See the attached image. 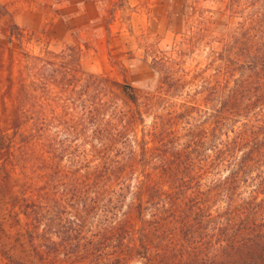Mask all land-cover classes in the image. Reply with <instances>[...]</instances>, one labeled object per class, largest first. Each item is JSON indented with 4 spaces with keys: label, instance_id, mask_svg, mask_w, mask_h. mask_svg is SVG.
<instances>
[{
    "label": "trees",
    "instance_id": "trees-1",
    "mask_svg": "<svg viewBox=\"0 0 264 264\" xmlns=\"http://www.w3.org/2000/svg\"><path fill=\"white\" fill-rule=\"evenodd\" d=\"M235 1L227 4L231 14ZM188 8L194 14L196 0ZM253 22L264 27V18ZM256 47L242 50L245 60L221 52L208 80L182 58H157L158 88L144 98L126 82L84 74L77 58L22 52L15 61L10 49L6 60L0 53L1 123L33 132L22 136L17 155H33L42 180L44 203L20 204L39 257L49 264H264V45ZM40 96L61 103L62 114L52 108L61 139L37 129ZM33 142L46 148L48 168ZM12 157L1 139L0 162Z\"/></svg>",
    "mask_w": 264,
    "mask_h": 264
},
{
    "label": "rangeland",
    "instance_id": "rangeland-1",
    "mask_svg": "<svg viewBox=\"0 0 264 264\" xmlns=\"http://www.w3.org/2000/svg\"><path fill=\"white\" fill-rule=\"evenodd\" d=\"M33 1L0 0V53L4 60L8 59L7 49L12 51L15 61L22 58V52L54 61L77 58L84 74L126 82L143 98L151 96L158 88V75L152 64L157 58H182L186 70L202 73V78L208 80L209 64L213 58L220 57L221 52H226L229 58L245 60L249 56L242 52L245 47L252 52L256 46L264 45L262 22H253L264 18L262 0H249L250 3L236 0L238 9L234 14L228 12L229 0H196L194 14L188 8L192 0H99V21L87 25L71 9L59 12L50 7L43 9L47 15L42 13L44 19H49L50 27L37 32L32 30L33 16L26 13ZM49 1L60 3V0ZM58 16L65 19L64 29L53 25L52 20ZM10 33L13 37L9 44ZM239 48L241 53L233 55L234 49ZM79 91L77 87L74 95L78 111L82 105ZM42 99L40 96L37 100V129L49 130L61 139L63 134L54 127L56 118L52 114V108L62 114L61 103L56 104L51 98L46 103L45 98ZM1 118L0 110V141L2 139L16 157L0 162V264H49L51 261L44 256L39 257L43 250H34L29 244V218L27 222L20 209L25 198L32 203L43 202L39 198L42 180L37 178V170L31 169L34 168L33 155L20 159L17 155V144L22 136L33 132L24 126L14 133L6 129ZM41 144L33 142L34 154L41 156L39 160L46 169L50 165L49 157ZM45 169L39 168L41 172ZM127 264H140V260L131 259Z\"/></svg>",
    "mask_w": 264,
    "mask_h": 264
},
{
    "label": "crops",
    "instance_id": "crops-1",
    "mask_svg": "<svg viewBox=\"0 0 264 264\" xmlns=\"http://www.w3.org/2000/svg\"><path fill=\"white\" fill-rule=\"evenodd\" d=\"M50 7L59 12L65 9H71L75 16L82 17V22H87V25L99 21L101 16V3L99 0H60V3L56 4H53L52 1L49 0H34L30 7L26 8V13L33 16L34 23L32 30L37 32L50 27L48 25L49 19H44L42 14L44 13L43 9L46 8V10H48ZM46 10L44 15H47ZM63 20L65 19L62 18V16H58L53 19L52 22L54 26H59L61 29H64L62 25L66 22H63ZM82 29H85V27Z\"/></svg>",
    "mask_w": 264,
    "mask_h": 264
}]
</instances>
